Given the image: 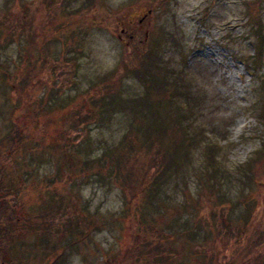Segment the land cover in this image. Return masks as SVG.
<instances>
[{
    "label": "rangeland",
    "instance_id": "obj_1",
    "mask_svg": "<svg viewBox=\"0 0 264 264\" xmlns=\"http://www.w3.org/2000/svg\"><path fill=\"white\" fill-rule=\"evenodd\" d=\"M51 1L49 7L42 0H0V34L8 42L0 47V66L6 67L5 71L0 67V138L13 120L32 139L25 143H31L28 160L22 158L25 147L18 145L13 157L3 156L0 161L5 179L8 183L12 179L18 189L12 199L13 218L20 227L15 243L22 244L18 249L26 252L24 257L19 256L21 251L10 256L0 239V264H154L155 245L161 247L156 258H166L160 264H209L212 258L219 264H231L246 236L264 229V120L260 116L264 114V49L259 67L254 49L255 28L264 33V0ZM60 6L70 12L82 11L75 17L70 13L76 23L69 26L67 16L55 33V18L61 21L64 17L57 11ZM31 24L28 39L21 33ZM148 51L150 58L159 53L156 64H166L169 79L179 81L183 95L168 102L159 89L148 118L125 102L117 103L110 118L93 111L88 125L84 124L89 132L83 140L84 132L68 123L75 108L89 114L87 99L92 92L102 96L97 88L88 91L91 83L106 76L102 82L107 89L120 84L123 101L145 96L144 84L129 71ZM74 56L76 86L72 87V74L67 75L72 69L64 60ZM25 58L37 66V80L19 91L15 68L19 65L24 70ZM55 63L57 69L52 66ZM17 72L22 75L24 71ZM55 72L67 75L68 84L58 95L54 94L59 92L57 80H50ZM19 96L23 98L20 108L11 111ZM177 106L183 112L178 119L183 127L172 122L178 117ZM153 120L165 125V133L161 140L150 142ZM183 133L188 142L180 146ZM124 137L136 145L133 153L138 167L148 157L145 147L149 142L153 147L150 159L158 145L170 156L179 149L177 166L166 172L165 185L148 205L143 204L140 192L128 193L114 175V163L104 157L109 149L123 150ZM82 160L93 162L84 166ZM216 182L222 188L219 192L214 190ZM48 191L62 202L61 212L49 217L50 228L49 219H39L40 208L61 204L58 198L50 200ZM246 203L254 210L244 227L240 215ZM127 212L135 215L133 219L125 216ZM138 215L145 216L150 226L147 243L136 222ZM60 219L77 220L79 230L71 229L68 242L62 239L66 224ZM223 222L233 223V235L219 247L215 243L221 240L210 229ZM37 225L50 231L47 255L38 245L31 250L39 241V234L35 237L39 231L30 228ZM183 228L196 230V234L186 235ZM263 248L252 246L236 264H264ZM13 256L20 259L11 263Z\"/></svg>",
    "mask_w": 264,
    "mask_h": 264
},
{
    "label": "trees",
    "instance_id": "obj_2",
    "mask_svg": "<svg viewBox=\"0 0 264 264\" xmlns=\"http://www.w3.org/2000/svg\"><path fill=\"white\" fill-rule=\"evenodd\" d=\"M51 0H42V5L46 6L48 5L50 7L51 5ZM65 6H60L57 7V11L58 13H60L62 16H64L62 19H60L61 21H58L59 19H56V22H58V25L55 26L54 30L55 33L56 31H59L61 29V27H63L64 25V21L67 17V20H69V26H71L72 24L76 23L75 21L70 20L71 16L75 17V14L80 13L82 10L81 9H77V10H73L72 12L70 11H66L64 9ZM258 17V16H257ZM31 21V20H30ZM28 20V25L29 22ZM81 23H85V20H82ZM12 25L8 26V31L13 33V31L11 30ZM30 27V28H29ZM32 24L30 26H28V29L23 31L21 34H24L28 39L30 37H32ZM28 31L31 34H28ZM159 33V32H158ZM161 35V34H159ZM254 37L256 39V43H255V63H257V67L260 66L261 62H262V57H263V49H264V33L261 31V29L259 27L255 28V34ZM164 41V39H162ZM7 41L3 42V39H1V34H0V47H4L7 45ZM77 46V44H76ZM77 49V48H76ZM79 50V49H77ZM77 50H75L74 48L72 49V51L74 53H80ZM154 47H153V51H154ZM150 54L151 51H148L145 55H141L140 61L138 62V66L137 64L134 63V65L131 69H130V73L132 76H134L138 81H140L141 83L144 84V88H145V96H132L129 97L128 99H124V101L122 100V98L120 97V84L118 83L117 85H109L108 89H107V85H105L104 82H102V80L106 81V76L104 78L102 77H98V80L95 82H92L90 87L88 88V91L93 90L94 89H99L103 94L102 96H99L97 94V92H92L91 93V97L89 100L87 99V103L90 105L89 107V114L86 113H81V110L75 108L73 110V119L68 123V125L72 126L73 129L75 130H79V131H83L84 132V136L85 138H83V140H87V134H88V130L84 129V124L87 123L90 118H92L93 115V111H96V115H99L100 117L103 118H110L113 114H115L116 111V107H117V103H123L125 102V104L127 106H129L131 104V108H138V112L139 115L142 116L143 118H148V113L150 112L151 108L154 106V98L157 94L160 93L159 89L162 90L163 95H166L168 102H171L173 99H175V101L177 99H179L183 94L180 90V86H179V81L174 80V79H169V75L167 73L166 70V64L160 66L157 65L156 62H159L160 60V56L159 53L155 54V57L150 58ZM26 59V58H25ZM64 59V58H63ZM62 59V60H63ZM27 62L25 64V69L22 70L23 68H21L19 65L16 66V71H15V79L19 76V80H17V86L19 88V91L27 88L28 86H31L32 84L36 83V72H37V66L35 65L34 61L32 59L27 58L26 59ZM64 62H68L67 66L70 65L72 72H69V70L67 71V75L68 77H70V81L71 82V86L74 87V85L76 86V77L74 76V68L76 67L75 65L77 64V57H70L69 59H65ZM149 64V65H148ZM54 67V69L58 67L57 63H55L54 65H52ZM151 66L158 69L156 71H153L151 69ZM3 71L6 70V67L4 66H0ZM65 67V64H64ZM74 70V71H73ZM17 71H24L23 74L20 76L18 74ZM60 72V71H58ZM162 73L161 76H159V74ZM67 75L63 74H57L55 72V77L51 78L50 80L55 79L56 82V87L58 88L59 92H54L55 95L60 94V92L64 89V87H66V85L68 83H66V78ZM59 81V82H58ZM100 81V82H99ZM52 82V81H51ZM70 84V83H69ZM154 92L152 95L151 93ZM89 95V94H88ZM162 95V94H161ZM90 96V95H89ZM198 99V98H197ZM17 102L13 108L11 109V111H16L18 108H20L21 103L23 102V98L21 96L18 97ZM43 101L41 104L42 106L44 105ZM54 103V102H53ZM151 103H152V107H151ZM57 107H61V105L58 104ZM63 107V106H62ZM177 110L179 113L178 117L176 120H172V122L175 124H178L180 126L183 127V125L180 123V121L178 120L180 115L183 113H181L180 108L177 106ZM99 112V113H98ZM111 113V114H110ZM261 118L264 120V114L261 113L260 114ZM96 117V116H95ZM95 119V118H94ZM98 123V122H97ZM152 125L149 128L148 131V136L149 138H151V141L154 140H161L160 138H162L161 136L165 133V125L162 124V122H160V120H153L151 121ZM180 123V124H179ZM88 125V123H87ZM140 126H142V123L140 124ZM181 127V129H182ZM184 128L182 129V132ZM26 128L20 124V123H16L15 121L11 120L10 126H9V130L7 131V133L5 135H3L0 138V161L3 160V156H5L6 158H10L13 157L14 153L16 151H18V145H22L23 147H25V153H26V157L25 155L22 156V158H25L26 160L27 157L29 158L30 156V150H31V146H26L25 143L27 144V141L29 142V140H32L30 137H28V134L26 135ZM132 135V133H131ZM182 135V134H181ZM183 143L180 144V146H182L183 144H187L188 140L185 138V133H183ZM126 138V137H124ZM124 140V139H123ZM150 142L148 144V147H145L146 152H147V159H145L144 161V166L143 167H138L136 165V163L139 162V160L137 159V154L133 153V147H135V143L133 140H130L129 137H127L124 142L123 145L126 144V147L123 150H120L119 152L117 151V147L115 148V151L112 149L109 150H105L106 152L104 153V157L105 155L107 157L110 158V161L112 163H114L115 167H114V175L115 177L120 181V183L127 188L128 193H131L133 195H135L138 192H140V195L142 196V202L144 205H148L149 202H151L152 200H156L157 199V195L160 191V189L162 188L163 185H165V183L163 182V178L166 174V172L168 170H172V168L174 166H177L176 164V160H175V156L177 151L179 150L177 147L175 148V152L170 156L168 154L165 153V151H163V149L161 147H158L154 150V153L152 154V158L150 159L149 157V151H153V147L152 145H150ZM5 150H7V152L5 153ZM114 151V154L112 153ZM261 153V151L259 152V154ZM64 154V158L66 156V152L63 153ZM156 157L159 158V162L156 159ZM67 162L69 165L70 161L69 159H67ZM93 161L91 160H87V161H83L82 163H84V166H88V164H92ZM96 162H98V160H96ZM122 163L124 164V166H122ZM131 163H133V165H131ZM175 169V168H174ZM168 176V174H167ZM214 175L212 174L210 179L213 183L214 180ZM10 183H8L9 181H7L5 179L4 176V167L2 164H0V239L2 241L3 244L6 243L7 246V252L8 254L14 255L18 251H21V253L19 254V256H25L26 252L22 249L19 250L18 246H22V244L20 243H15L16 240V233H17V228L19 227V223H16L17 221L15 220V218H13V212L15 211L14 208V199L16 197L17 194V187L15 186V184H12L13 180L10 179ZM214 190L219 192L222 190L221 186L217 185V182L214 184ZM214 190H210L212 194L215 193ZM50 194V200H54L57 199L58 196H56L52 191H48ZM61 205L58 206H54V205H49L46 206L45 208L42 207L40 208V211L42 216L41 218H39L40 220L42 219V217L49 219V217L55 213H60L61 211H58V209L60 207H62V202L60 200V198H58ZM3 200V201H2ZM50 204V203H49ZM57 204V203H56ZM163 203L161 201H159V206H161ZM136 203L134 202V207H136ZM247 206V207H246ZM162 208V206L160 207V209ZM254 209H252V204L249 203L244 206V211L241 213V222L243 224L244 227H246L247 223H250V215L252 213ZM125 216L130 219L135 216V215H131L130 212H127L125 214ZM139 218L136 221L137 224L140 227V233H141V237L142 239H144L147 243V239H148V235H147V229L149 230L150 226H148L147 220L145 216H141L138 215ZM39 219H35V220H39ZM63 224H66L64 227V232H63V238L64 241H67L68 238L72 237V235H70V231L71 229L75 226V228L77 230H79L78 226H77V220L74 219V221H69L67 219L63 220L60 219ZM176 220V219H174ZM173 220V221H174ZM52 220L49 219L48 223V227L50 228L51 225H53L51 223ZM146 222V223H145ZM74 224V225H73ZM43 226V225H42ZM233 223L230 222H223L219 227H216L215 229H210L213 231L215 239L216 237L219 238L221 241H217L215 243L216 246H221L223 247L229 240V236L233 235L231 233V231H233ZM138 227V226H137ZM182 227H185V225H182ZM30 229L35 230V231H39L38 233H36L35 237L39 234V237H37L39 239V241H35L32 246H31V250H34L36 248V245H38L37 249L40 247L42 248L41 252L44 255H47L45 249L47 248V244H48V236L50 235V231H45L43 229V227H40L37 225L35 228L31 227ZM55 230L59 231L58 228L55 227ZM183 231L186 233V235H190L191 233L196 234V230L195 231H190L187 232V228H183ZM245 230H243L244 232ZM256 233L251 234L250 236H246L244 243H242L239 247L240 251L239 253L236 255V257L232 258L231 262L233 264H236L238 259H241V257L245 254L242 255V253L249 251L250 248H252V246L254 245H258V246H263L264 247V229L263 230H255ZM259 231V232H258ZM242 232V234H243ZM247 232H249V230H247ZM81 235H85V234H81ZM59 237V236H57ZM245 237V234H244ZM238 241V240H237ZM260 241V244H258L257 242ZM68 242V241H67ZM241 242V238L238 241V243ZM263 242V243H262ZM139 244L142 243L141 240L138 241ZM47 245V246H46ZM147 246V244H146ZM12 247V248H11ZM14 247V248H13ZM53 247H51L50 249H53ZM156 253L155 256L153 257V263L154 264H160L159 262L161 261L162 263H166V258L163 257H158V249H161V247L159 245H155ZM264 249V248H263ZM54 251V250H53ZM34 252V251H33ZM56 252H59V250H57ZM148 252H151V250H148ZM35 253V252H34ZM62 254H58L57 256H60ZM18 257H14L9 259L11 261V263L14 262L13 259H20ZM215 258V257H214ZM23 259V258H22ZM264 259V257H263ZM19 261V260H18ZM217 262L218 264L220 262L217 261V259H211L209 260V264H212L213 262ZM261 261V260H260ZM231 263V264H232ZM256 264H261V262H257Z\"/></svg>",
    "mask_w": 264,
    "mask_h": 264
},
{
    "label": "flooded vegetation",
    "instance_id": "obj_3",
    "mask_svg": "<svg viewBox=\"0 0 264 264\" xmlns=\"http://www.w3.org/2000/svg\"><path fill=\"white\" fill-rule=\"evenodd\" d=\"M121 32L125 34L126 33V29L125 28L121 29ZM129 37L132 38L133 35L131 34Z\"/></svg>",
    "mask_w": 264,
    "mask_h": 264
}]
</instances>
